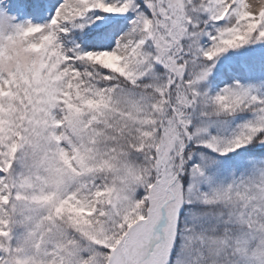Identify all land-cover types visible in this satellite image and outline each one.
<instances>
[{"label": "rangeland", "instance_id": "obj_1", "mask_svg": "<svg viewBox=\"0 0 264 264\" xmlns=\"http://www.w3.org/2000/svg\"><path fill=\"white\" fill-rule=\"evenodd\" d=\"M121 1L44 0L39 7L38 0H0V161L10 162L6 170L0 163V264H199L203 255L199 249H204L196 231L199 222L192 221L195 214L185 218L184 208L187 204L214 203L230 207L218 217L219 224H232L238 230L219 234L216 238L222 235L220 241L209 236L206 247L211 256L207 259L222 256L220 264H264V159L240 160L236 156L232 173H220L227 155L264 126V104L257 116L245 123L244 134L231 139L221 132L224 122L218 119L217 106L212 107L217 99L208 91L212 85L220 87L229 105L240 103L250 94L253 103L264 98V73L240 81L227 67L244 56L259 63L264 51L257 47L232 50L233 44L224 41L242 15L258 20L264 2L252 14L246 0H237L234 6L233 0H138L148 15L145 19L135 8L137 0L120 14ZM60 5L63 11L58 14ZM210 11L215 13L210 15ZM113 15L119 19H112ZM85 20L108 25L97 37L81 44L84 50L111 49L119 61H124L133 43L139 42L154 51L145 55L147 61L152 57L163 69L186 66L193 71L190 96H169L167 91L168 103L159 99L148 103L150 117L158 119V126L162 124L161 137L154 132L153 137L146 138L144 120H131L140 126L151 149L157 145L159 176L150 166L144 178L137 167L114 163L115 159L107 167L99 164L97 150L90 144L93 126L87 124L85 116L89 112L91 118L93 108L63 89L70 80L67 67L71 64L60 59L64 49L59 43L58 26L76 32ZM232 51L235 54L230 56ZM190 54L195 59H187ZM147 69L145 76L152 71ZM192 90L197 92L196 101ZM134 93L124 94L131 104L137 103ZM185 99L194 101L190 105L192 113L186 111V116L192 115L196 124L190 118H180L179 108ZM141 102L147 104L148 100ZM169 106L177 112L165 121L166 115L159 111ZM130 107L126 105L123 110ZM139 108L146 116L148 108ZM102 109L110 111V107ZM114 115L126 116L122 111ZM179 127L187 129L186 141ZM193 149L204 150V155L192 157ZM186 153L193 166L182 165ZM77 165L85 176L79 175ZM175 165L178 174L173 171ZM185 167L190 174L188 180L180 179ZM100 169L112 171L116 177L108 192L99 190L93 182L105 174ZM140 179L150 181L146 193L137 186L144 184ZM57 205L61 211L53 216ZM65 206L75 208L73 213ZM75 214L82 215L83 220ZM122 219L126 225H121ZM200 221L210 222L207 218ZM69 228L103 247L112 240L107 238L109 228L117 229L121 237L117 245L103 248L107 252L91 247L82 251L75 240L68 241ZM229 251L231 255L224 257Z\"/></svg>", "mask_w": 264, "mask_h": 264}, {"label": "trees", "instance_id": "obj_2", "mask_svg": "<svg viewBox=\"0 0 264 264\" xmlns=\"http://www.w3.org/2000/svg\"><path fill=\"white\" fill-rule=\"evenodd\" d=\"M203 2L206 3V0H203ZM132 3L133 0H124L120 7V14L125 10H128ZM134 4L136 5V9L141 10L143 18L146 19L148 15L146 12L142 11L140 1L137 0V2H134ZM209 14L211 15L212 12L210 11ZM198 16L201 18L200 15ZM114 18L118 19V17L112 16V19ZM148 20L152 22V19ZM107 25L108 23L103 21L88 22L85 20L82 28L78 29L76 32L71 31L70 27L64 29V27L58 26L59 43L64 49V52H60L59 54L60 59H63L67 65L69 63L71 64V68L67 67L70 80L68 85L64 86L63 89L69 90L70 94H75V97L80 98V100H82L81 104L87 103L93 108L94 114L91 115L92 117H89V112H87L85 116L87 120H89V123L87 124H89L91 127L93 126V128H91L92 138L90 144L94 145L95 149L97 150L95 154L100 158L99 164H103L105 167H107L109 162L115 159L114 163L124 162L130 165L132 168L137 167V169H140V172L144 177L146 168L148 169V166L155 168H152V171L159 170L157 167V145L151 149V145L148 143V141L143 139L145 136L144 132L139 128L140 126L138 127L135 122H132L131 120H140L141 118L144 120V126L148 127V135L146 138L150 136L153 137L154 132L158 137H161L160 132L162 131V124L158 126V119L150 117V105H152L156 99H159V102L165 100L168 103L167 91L169 96L175 95L178 97L181 93H187L190 96V90H188V88L193 79V71L188 70L186 66L185 69H181L177 66L175 68L163 69L159 66V62H155L152 57L150 58V61H147L148 56L152 55L154 51H152L151 48L143 47L138 42L133 43L131 53L124 59V61H119L117 55L111 49L95 51L93 49L84 50L81 44H84V42L90 38L97 37V35H99L100 32L107 27ZM183 28H181V30H183ZM225 42H230L233 44L235 48H232V50L236 48H246L251 50L257 47L256 50L259 49L264 51V11L262 12L258 23H255L251 19L241 17L233 32L228 36ZM233 54L235 53L232 51L230 56ZM65 55H67V57H65ZM227 57L229 56L227 55ZM187 59L195 58L190 54ZM150 62L151 65H149ZM147 67L152 69V71L148 74V76L146 75V77L144 72L148 71V69L146 70ZM227 67L237 74L240 81H245L260 73H264V57L260 58V62L258 63L256 60L244 56V58L238 59L235 65L228 64ZM221 77L224 76L221 74ZM169 84H171L170 87ZM130 90L135 91L134 95L136 94V104H131V102L128 101L124 96V94L127 92L131 93ZM208 91L211 97L217 99V105L214 104L212 107L217 106L219 109L218 119L221 122H224L225 126L221 132H224V134H226L228 137H231V139H238L240 138L241 134H244L245 123L253 115L257 116V110H259V108L264 104V98L261 101H257V103H253V96L250 94L246 98L240 100V103L237 101L238 104L233 103L229 105L226 99H224L222 96V89L218 88L216 85H212ZM191 94L192 97L195 98V101L199 99L195 90H192ZM70 98L72 99L73 97L71 96ZM142 99H147V104L141 102ZM149 102L150 105H148ZM193 102H188L187 99H185L184 103L182 104V108H179L177 105L175 106L176 109L179 108V114L181 115L180 118H190L192 119L190 122L192 124H196L192 115L186 116V111L192 113L193 110L190 105ZM126 105H131V107L127 111H124L123 108ZM164 105L166 104L164 103ZM144 106L145 108H148V111L145 114L146 116L141 114V110L139 108ZM102 107H110V111H106L105 109H102ZM188 107L189 111L187 110ZM116 111H122L126 116L124 118H116L114 115ZM159 112L166 115L167 118H163L166 121L170 117L173 118V116H175V112L177 111L173 110L172 107L169 106L163 110L161 108ZM175 126L176 125H174V127ZM192 128L193 126H191L190 130H192ZM146 130L147 129H145V131ZM184 130L186 131L187 129ZM184 130L181 127L178 128L182 139L186 141ZM190 140L193 142L192 139ZM241 142L245 143L239 147V149L227 155V162H225L224 169L220 173L223 172L226 175H230L232 173V161H234V157L236 156L240 157V160L264 159V126H262V128H260V130L256 132L251 138L244 141L242 140ZM1 152L2 150H0V154ZM192 152V157L194 155H204V150L202 149H193ZM142 153L144 154L142 155ZM208 154L209 153L206 152L205 155ZM189 156V154H185L182 165L187 163V165L193 166V164L189 161ZM170 158L173 159V155L170 154ZM149 161H151V164ZM195 161L196 160H194V162ZM175 162L178 163L177 160H175ZM0 163L3 170L10 168L8 166L10 164L9 161H3L2 159ZM186 168L187 167L184 168V174L180 177V179L183 178L182 180H185V178L188 180L190 178L189 171H186ZM76 169L79 172V175H86L85 171L79 167V165H77ZM100 170L105 174L103 177H97V179L94 178L93 182L99 188V190L102 189L108 192L112 190V183L116 177L112 171L110 173L109 171L103 169ZM173 171L178 174V165L173 166ZM158 172L159 171H157V173ZM143 180L144 179H140V183ZM151 180H156V178ZM142 183L144 184H138L137 186L138 188H141L142 192L146 193L148 186L151 187L150 181L145 180ZM106 199L107 195H105V200ZM134 202L137 208H142V206L138 205L137 199H134ZM143 207L145 208V206ZM66 208L69 213H73L72 210L74 209L68 207ZM229 210L230 207L222 203H214L210 204L209 206H194L193 204H187L185 206V218L195 214L192 221L199 222L196 225L198 226L196 227V231L200 233L197 235L200 236V240L204 242V249H199L200 253L203 252L199 264H220L223 262L222 256L213 260L207 259L211 256V252L208 251V248L206 247V241L210 240V238L215 239L217 236H219V234L225 232L226 230H238L235 225L229 224L224 226L225 224H219L221 222H218L217 220L220 215H225V213H227ZM52 211L53 216H57V213L61 211L60 206L57 205ZM4 214H8V212L4 211ZM101 216L103 215H100V217ZM75 217H80L82 220L84 218L82 215L76 216V214ZM185 218L182 216L181 221L185 220ZM204 218L209 219L211 223L207 221H200ZM215 221H217L218 224ZM120 222H122L121 225H126L123 219L120 220ZM112 228H109V232H107V238L112 240L106 242V247L104 246L105 248H110L117 245V239L121 237V232H116L117 229H113V231ZM66 231L68 235V241L75 240L76 245H80L82 247V251L85 247H91L93 251H95V248H97L98 252H107V250L103 249L104 247L101 245V243H98L96 240L83 239L82 233L79 230L69 228ZM209 236L212 237L208 238ZM220 237L216 239L219 241L223 240L222 235ZM110 243L112 245H110ZM231 253L232 251H229L226 253V255H224V257L228 258ZM105 260L106 259H104V261Z\"/></svg>", "mask_w": 264, "mask_h": 264}, {"label": "bare ground", "instance_id": "obj_3", "mask_svg": "<svg viewBox=\"0 0 264 264\" xmlns=\"http://www.w3.org/2000/svg\"><path fill=\"white\" fill-rule=\"evenodd\" d=\"M246 1H247V9L252 14H256L260 6H262V2H264V0H246ZM57 10H58V14L62 13L63 11L62 6L60 5Z\"/></svg>", "mask_w": 264, "mask_h": 264}]
</instances>
